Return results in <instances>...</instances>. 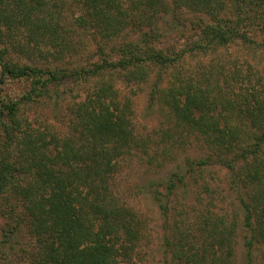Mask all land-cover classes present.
Listing matches in <instances>:
<instances>
[{
  "label": "trees",
  "instance_id": "16d2710c",
  "mask_svg": "<svg viewBox=\"0 0 264 264\" xmlns=\"http://www.w3.org/2000/svg\"><path fill=\"white\" fill-rule=\"evenodd\" d=\"M182 10L206 15L207 21L201 16L191 21L196 38L189 48L160 47L161 13L172 11L178 18ZM77 29L106 40L121 38L112 60L102 58L76 72L11 60V53L63 58L66 49L76 50L72 33ZM255 30L261 31L257 44L264 48V0H0L4 237L26 231L34 245L30 264H139L135 257L146 222L117 197L113 182L121 157L149 154L150 139L135 131L132 109L123 102L131 98L110 79L145 82L156 68L159 74L176 67L188 50L205 53L250 41L248 33ZM69 75L101 80L70 107L66 133L59 135L48 124L35 127L21 106L46 96L51 84ZM173 75L164 86L154 82L149 91V106L157 107L166 121L156 133L162 138L173 132L177 146L194 137L228 170L247 231L246 264L254 263L256 250L264 259V98L249 89L231 97L230 85L222 88L213 73L185 78L179 70ZM10 79L25 81L28 91L17 99L5 94ZM204 164L194 162L199 168ZM181 182V176L172 178L164 184L166 193ZM154 197L166 210L160 194ZM197 223L201 233L195 252V242L178 225L165 236L171 260L234 264L236 219L203 214Z\"/></svg>",
  "mask_w": 264,
  "mask_h": 264
},
{
  "label": "rangeland",
  "instance_id": "374dc122",
  "mask_svg": "<svg viewBox=\"0 0 264 264\" xmlns=\"http://www.w3.org/2000/svg\"><path fill=\"white\" fill-rule=\"evenodd\" d=\"M176 16L178 18L172 11L161 13V36L158 40L160 47H175L178 50L185 46L189 48L196 38L191 21L196 19L195 17H203L205 21L208 18L206 15L200 14V17L199 14L194 15L186 10ZM248 35L250 41H237L205 53L188 50L184 53L183 61L176 67L171 66L159 74L156 68L150 71L147 81L139 84L123 82L120 76L116 79L109 78L120 88L122 95L131 98L123 102H127L132 109V121L137 134L150 139L149 154L133 153L121 157L113 182L117 197L136 210L146 222L145 236L135 257L139 264H175L171 260L170 251L164 246L165 236L171 235L169 231L175 225L182 228L195 242L193 252L196 248L198 250L200 243L197 241H200L198 238L201 231L197 222L203 214L220 215L227 221L236 219L234 264L247 263L244 243L247 231L242 223L243 211L238 203L239 194L230 183L228 170L214 161L213 157H209V149L196 142L192 136H187L188 141L180 146L173 143V132L169 137L166 135L161 138V134L156 132L166 121L157 107L149 106V91L156 81L160 86L169 83L173 74L179 70L185 78L208 72L218 78L222 88L230 85L228 94L231 97H237L249 89L263 100L264 48L257 44L261 41L262 33L255 30ZM72 36L76 50L70 52L71 49H66L63 58L11 53V60L21 65L31 64L44 69L47 67L76 72L81 67L89 68L94 63L101 62L102 58L112 60L116 53L115 48L122 40H106L94 32L83 34L78 29L74 30ZM100 80L101 77L96 76L62 77L51 84L46 96L39 97L36 102L23 104L22 115L27 116L35 127L48 124L59 135L66 133L70 122V107L84 100L87 93L94 88V84H98ZM27 91L28 87L22 80L10 79L4 88V93L14 99L20 98ZM200 160H206V164L200 168L195 167L194 162ZM177 176L182 177V182L167 194L164 184ZM156 192L167 204L166 210L159 207L155 200ZM6 227L5 215L0 211V239L5 240V243L0 242V262L30 264L28 257L34 250L32 238L21 229L8 239L3 235ZM260 254L259 250L255 251L253 264H264Z\"/></svg>",
  "mask_w": 264,
  "mask_h": 264
}]
</instances>
